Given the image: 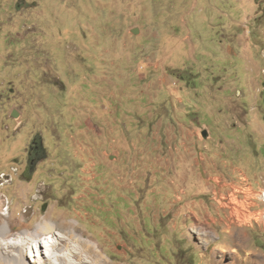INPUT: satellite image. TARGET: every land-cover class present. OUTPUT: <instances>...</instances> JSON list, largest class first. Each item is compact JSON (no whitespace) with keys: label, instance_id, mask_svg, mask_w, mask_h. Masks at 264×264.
Returning <instances> with one entry per match:
<instances>
[{"label":"rangeland","instance_id":"rangeland-1","mask_svg":"<svg viewBox=\"0 0 264 264\" xmlns=\"http://www.w3.org/2000/svg\"><path fill=\"white\" fill-rule=\"evenodd\" d=\"M263 192L264 0H0L10 231L47 215L108 264H264Z\"/></svg>","mask_w":264,"mask_h":264},{"label":"bare ground","instance_id":"bare-ground-1","mask_svg":"<svg viewBox=\"0 0 264 264\" xmlns=\"http://www.w3.org/2000/svg\"><path fill=\"white\" fill-rule=\"evenodd\" d=\"M77 226L73 221L53 224L46 215L42 225L26 236L25 232L18 234L10 231L0 218V264H108L96 251L94 243L83 238L85 235ZM48 235L52 238L49 239ZM46 244L49 248L45 258L41 262L33 258L32 262L29 256H36V249L44 254ZM221 249L225 250L224 247ZM236 249L233 248V253ZM258 258L255 251L247 254V260L254 263L258 262Z\"/></svg>","mask_w":264,"mask_h":264},{"label":"flooded vegetation","instance_id":"flooded-vegetation-1","mask_svg":"<svg viewBox=\"0 0 264 264\" xmlns=\"http://www.w3.org/2000/svg\"><path fill=\"white\" fill-rule=\"evenodd\" d=\"M51 46H52L51 48L54 52L57 50H62L61 44L57 45V44L52 43ZM52 50H50V52H52ZM70 64L72 65V63H70ZM27 152H28V157H29L28 162H27V167L32 169L38 163V161H39L38 159L44 157V154H45V147L43 145V137L40 133L36 132L33 135L32 139L29 143V147H28Z\"/></svg>","mask_w":264,"mask_h":264},{"label":"water","instance_id":"water-1","mask_svg":"<svg viewBox=\"0 0 264 264\" xmlns=\"http://www.w3.org/2000/svg\"><path fill=\"white\" fill-rule=\"evenodd\" d=\"M132 31H133V33H137V32H139V29H138V28H133ZM12 115H13L14 117H17L18 112H17L16 110H14V111L12 112ZM202 133H203V135H205V136L208 135V131H207L206 129H204ZM110 158H113V155H111Z\"/></svg>","mask_w":264,"mask_h":264},{"label":"built area","instance_id":"built-area-1","mask_svg":"<svg viewBox=\"0 0 264 264\" xmlns=\"http://www.w3.org/2000/svg\"><path fill=\"white\" fill-rule=\"evenodd\" d=\"M258 198L264 201V192L262 193V196H260Z\"/></svg>","mask_w":264,"mask_h":264}]
</instances>
